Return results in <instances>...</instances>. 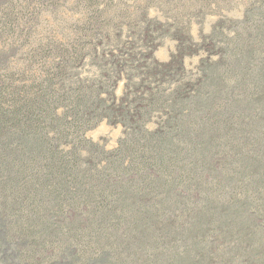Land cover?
<instances>
[{"label":"trees","instance_id":"obj_1","mask_svg":"<svg viewBox=\"0 0 264 264\" xmlns=\"http://www.w3.org/2000/svg\"><path fill=\"white\" fill-rule=\"evenodd\" d=\"M59 43L0 56V264H264V0L120 98L125 61L73 80L82 45Z\"/></svg>","mask_w":264,"mask_h":264},{"label":"rangeland","instance_id":"obj_2","mask_svg":"<svg viewBox=\"0 0 264 264\" xmlns=\"http://www.w3.org/2000/svg\"><path fill=\"white\" fill-rule=\"evenodd\" d=\"M255 1L0 0V56L8 57L9 69L15 70L39 44L60 42L70 50L82 45L81 60L70 71V78L97 81L101 72H107L111 59L125 61L114 88L120 98L145 80L133 75L135 64L141 74L143 64L168 63L183 41L189 39L197 45L217 23L239 21ZM95 23L96 29L81 30ZM203 55L199 51L184 58L185 68L193 69ZM34 70L41 72V64ZM147 127L152 129L154 124ZM121 135L122 126L102 122L87 137L111 150Z\"/></svg>","mask_w":264,"mask_h":264}]
</instances>
